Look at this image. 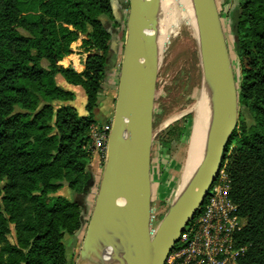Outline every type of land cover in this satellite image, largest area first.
Listing matches in <instances>:
<instances>
[{"label":"trees","instance_id":"16d2710c","mask_svg":"<svg viewBox=\"0 0 264 264\" xmlns=\"http://www.w3.org/2000/svg\"><path fill=\"white\" fill-rule=\"evenodd\" d=\"M114 9L113 0H0V264H71L64 237L81 229L84 206L57 193L83 194L92 177L91 127L117 59L103 18L120 27ZM75 42L87 53L82 72L59 63ZM236 52L239 123L223 166L246 219L238 264H264V0H239ZM59 74L84 88L87 114L68 103L75 93Z\"/></svg>","mask_w":264,"mask_h":264},{"label":"water","instance_id":"95a60500","mask_svg":"<svg viewBox=\"0 0 264 264\" xmlns=\"http://www.w3.org/2000/svg\"><path fill=\"white\" fill-rule=\"evenodd\" d=\"M193 1L200 35L198 40L203 75L207 71L214 80L217 99L215 128L191 182L152 234L151 151L159 15L157 0H129L119 88L106 162L84 246L94 217L104 208L122 201L135 213L132 219L137 226V257L134 264L165 263L186 225L204 204L223 165L231 135L239 123V76L218 2ZM114 11L118 16L117 10ZM109 32L110 49L116 53L118 37L113 31ZM91 180L92 177L86 190Z\"/></svg>","mask_w":264,"mask_h":264},{"label":"rangeland","instance_id":"374dc122","mask_svg":"<svg viewBox=\"0 0 264 264\" xmlns=\"http://www.w3.org/2000/svg\"><path fill=\"white\" fill-rule=\"evenodd\" d=\"M122 1L124 9L121 7L120 0H113L119 13L124 10V19H122L120 27L115 29L112 26L114 21L104 17L107 26L115 31L119 37L116 52L117 59H110L111 64L116 63L118 69H120L122 60V50L126 37V20L129 12L127 0ZM217 2L233 56L235 70L239 76L240 69L236 52V23L239 0H217ZM169 4L167 0H158L157 3L159 15L156 59L157 86L151 151L152 234L156 232L178 197L182 175L191 151L190 139L194 125V113L190 110V107L196 100V93L201 88L203 78L199 40L193 29L185 23L172 29L170 14L168 13ZM76 43H73L75 48H77ZM44 65H46L45 61ZM105 115L103 106H98L95 110L96 119L105 123L103 122ZM207 145L205 143V146ZM205 146L204 148H206ZM203 151L199 155L197 165L200 163L199 160L203 156ZM105 162L106 156L92 155L90 166L92 180L85 193L72 194L68 186L57 193V195L63 196L70 194L69 198L75 199L76 197L80 199L84 206L81 229L75 234H66L64 237L67 258L71 264H78L80 257H82L81 253L93 216ZM10 239L15 240L14 230Z\"/></svg>","mask_w":264,"mask_h":264},{"label":"bare ground","instance_id":"6f19581e","mask_svg":"<svg viewBox=\"0 0 264 264\" xmlns=\"http://www.w3.org/2000/svg\"><path fill=\"white\" fill-rule=\"evenodd\" d=\"M167 1L170 3L168 13L172 29L185 23L193 29L196 37L200 40L194 1ZM197 92L196 100L190 107L194 113V125L190 139L191 151L182 175L178 198L182 196L191 182L198 166L199 155L205 149V143L207 145L211 141L215 128L217 99L213 77L207 71L203 75L201 88ZM134 215L133 210L122 201H118L98 213L92 221L89 238L78 264H134L137 257V226L132 221Z\"/></svg>","mask_w":264,"mask_h":264},{"label":"built area","instance_id":"2783aa9c","mask_svg":"<svg viewBox=\"0 0 264 264\" xmlns=\"http://www.w3.org/2000/svg\"><path fill=\"white\" fill-rule=\"evenodd\" d=\"M112 120L91 127L92 154L107 155ZM231 180L222 165L198 216L185 227L164 264H238L246 250L237 234L246 224L230 195Z\"/></svg>","mask_w":264,"mask_h":264},{"label":"crops","instance_id":"0c3cea01","mask_svg":"<svg viewBox=\"0 0 264 264\" xmlns=\"http://www.w3.org/2000/svg\"><path fill=\"white\" fill-rule=\"evenodd\" d=\"M123 12L124 10L121 11V14L119 16L115 14V19L118 22H121V24H122V19H124ZM103 20L105 22V18H103ZM76 44H77V48L74 49V52L68 55L67 57H65L63 60L59 61V63L65 67L72 66L78 72H82L85 68V59H86L87 53L81 52L79 42H77ZM119 74H120V69H118L116 63L111 64L107 72V77L103 83V89H102V92L100 93L99 103H98V106L102 105L103 108L105 109L106 115H105V120L103 122L112 120L114 117L116 98H117L118 88H119ZM57 82L64 88L72 90L75 93V99L68 103L76 106L80 114L82 115L87 114L88 113L86 109L87 95L85 93L84 88L81 85H73V84L68 83L65 80V78L60 74L57 75ZM98 106L96 108H98ZM96 120L100 122L98 119ZM70 191H71L70 193L72 194L74 193L72 190ZM69 196L70 194L67 197Z\"/></svg>","mask_w":264,"mask_h":264}]
</instances>
